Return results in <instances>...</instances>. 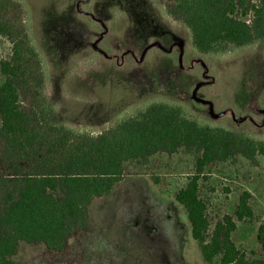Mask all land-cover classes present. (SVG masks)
I'll list each match as a JSON object with an SVG mask.
<instances>
[{
	"label": "rangeland",
	"instance_id": "obj_1",
	"mask_svg": "<svg viewBox=\"0 0 264 264\" xmlns=\"http://www.w3.org/2000/svg\"><path fill=\"white\" fill-rule=\"evenodd\" d=\"M19 1L29 13L41 66L51 76L46 93L70 128L97 134L165 100L264 138V41L214 57L196 52L185 25L157 0ZM10 55L11 44L0 36V61ZM4 80L0 73V85ZM197 155L179 151L156 154L148 164L126 163L113 191L90 204L88 229L72 234L61 251L22 241L12 264H209L175 199ZM205 176L199 195L208 200L212 225L231 214L234 242L249 258L262 257L264 157L215 162ZM244 190L254 194L253 221L235 216Z\"/></svg>",
	"mask_w": 264,
	"mask_h": 264
},
{
	"label": "trees",
	"instance_id": "obj_2",
	"mask_svg": "<svg viewBox=\"0 0 264 264\" xmlns=\"http://www.w3.org/2000/svg\"><path fill=\"white\" fill-rule=\"evenodd\" d=\"M188 29L192 48L214 57L264 41V0H157ZM23 1L0 0V36L11 55L0 61V264H12L20 242L61 251L68 237L89 227L93 199L109 195L125 164H148L156 154H198L187 184L176 194L191 235L209 264H264V219L258 228L262 257L249 258L232 238L237 222L225 214L212 225L199 182L215 162L235 165L264 157V138L197 117L182 103L159 101L97 134L60 120L46 91L49 71L41 66ZM244 190L237 220L255 219Z\"/></svg>",
	"mask_w": 264,
	"mask_h": 264
},
{
	"label": "crops",
	"instance_id": "obj_3",
	"mask_svg": "<svg viewBox=\"0 0 264 264\" xmlns=\"http://www.w3.org/2000/svg\"><path fill=\"white\" fill-rule=\"evenodd\" d=\"M248 191H249V190H248ZM250 192H251V191H250ZM251 193H252V192H251ZM252 194H253V193H252ZM253 195H254V194H253ZM187 216H188V215H187ZM89 217H90V215H89ZM88 228H89V227H88ZM73 234H74V233H73ZM71 235H72V234H71ZM71 235H70V236H71ZM70 236H69V237H70ZM69 237H68V238H69Z\"/></svg>",
	"mask_w": 264,
	"mask_h": 264
}]
</instances>
